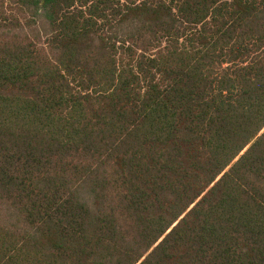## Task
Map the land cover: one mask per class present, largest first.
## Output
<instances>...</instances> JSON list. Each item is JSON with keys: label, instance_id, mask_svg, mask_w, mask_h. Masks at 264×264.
Here are the masks:
<instances>
[{"label": "trees", "instance_id": "16d2710c", "mask_svg": "<svg viewBox=\"0 0 264 264\" xmlns=\"http://www.w3.org/2000/svg\"><path fill=\"white\" fill-rule=\"evenodd\" d=\"M0 264H264V0H0Z\"/></svg>", "mask_w": 264, "mask_h": 264}]
</instances>
